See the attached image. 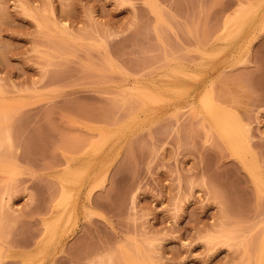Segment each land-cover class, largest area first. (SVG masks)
I'll list each match as a JSON object with an SVG mask.
<instances>
[{"label":"rangeland","instance_id":"1","mask_svg":"<svg viewBox=\"0 0 264 264\" xmlns=\"http://www.w3.org/2000/svg\"><path fill=\"white\" fill-rule=\"evenodd\" d=\"M0 264H264V0H0Z\"/></svg>","mask_w":264,"mask_h":264},{"label":"bare ground","instance_id":"2","mask_svg":"<svg viewBox=\"0 0 264 264\" xmlns=\"http://www.w3.org/2000/svg\"><path fill=\"white\" fill-rule=\"evenodd\" d=\"M243 6H246V5H243ZM243 8H245V7H243ZM246 8H247V7H246ZM240 10H241V8H240ZM242 10H243V9H242ZM242 10H241V12H242ZM245 11H246V10H245ZM245 11H244V12H245ZM244 12H242V13H244ZM239 13H240V12H239ZM74 151H76V150L73 149V152H74ZM78 153H79V152H78ZM66 154H67V153H66ZM68 154H69V152H68ZM68 154H67V155H68ZM72 154H73V153H72ZM70 155H71V154H70ZM76 155H77V153H76ZM72 156H73V155H72ZM69 158H70V157H69ZM255 183L258 184L257 181H256ZM96 186H98V185H96ZM96 186H95V187H96ZM257 187H258V186H257ZM262 247H263V245H262ZM262 251H263V248L260 249V252H259V253H262ZM261 255H262V254H261ZM258 257H260V256H258ZM258 257H257V258H258ZM260 259H261V257L258 258V261H259ZM257 263H258V262H257Z\"/></svg>","mask_w":264,"mask_h":264}]
</instances>
